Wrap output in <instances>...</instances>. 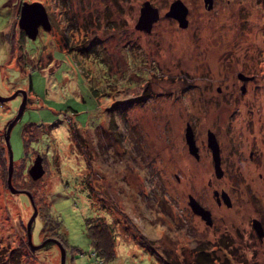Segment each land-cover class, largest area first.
I'll use <instances>...</instances> for the list:
<instances>
[{"label": "rangeland", "instance_id": "374dc122", "mask_svg": "<svg viewBox=\"0 0 264 264\" xmlns=\"http://www.w3.org/2000/svg\"><path fill=\"white\" fill-rule=\"evenodd\" d=\"M145 1L159 12L150 31L136 27ZM173 1L0 0V135L11 126L18 190L3 143L0 264H61V248L64 264H264L252 224L264 229V0H181L184 27L166 15ZM24 2L51 23L34 40ZM93 217L112 227V260H95Z\"/></svg>", "mask_w": 264, "mask_h": 264}, {"label": "water", "instance_id": "95a60500", "mask_svg": "<svg viewBox=\"0 0 264 264\" xmlns=\"http://www.w3.org/2000/svg\"><path fill=\"white\" fill-rule=\"evenodd\" d=\"M204 4L211 8L212 6V0H204ZM187 7L184 5V3L181 0H175L173 1L169 6V11L166 15L172 16L176 18L179 22V25L184 27L187 25ZM158 9L156 7H153L149 1H145L143 4V7L140 9V16L138 18L136 27L139 29H145L147 31H150L152 23L158 18ZM19 27L24 31L25 35L29 38L34 40L37 37V34L39 32V27L41 26L45 30L51 29V23L47 14V11L42 3L39 2H33V3H27L24 2L21 5L20 8V16H19ZM240 77H242L240 75ZM244 78V77H243ZM8 98H5L6 100ZM23 106H21V109ZM18 117V116H17ZM10 127L8 126L5 134V141L9 152V167H8V187L12 192H17L18 190L15 189L11 185V174H12V167H13V159H12V150L9 142V131ZM186 143L188 145V150L191 154H193L196 158L199 157L198 154V147L195 143L193 133L190 127H187L186 134H185ZM207 144L209 148H211L212 151V157L214 160V167H215V173L217 177L222 176L223 170L220 166V154H219V145L216 140L215 135L212 132H209L208 134V141ZM28 173L31 175L33 179H36L40 177L44 173V168L42 166V158L36 157L34 160L33 165L28 169ZM214 194L217 195L218 191H214ZM221 196L223 198V201L226 203L227 206L231 205V200L229 195L225 192H221ZM189 205L192 208L193 212L199 215L207 225H212V217L211 212L204 208L194 197L189 195ZM36 216V209H34V213L31 216L29 222H28V237L30 242V226L31 222ZM253 228L257 232L259 237L264 236V229L262 227V224L259 220L253 219L252 221ZM56 241V240H54ZM45 244V243H44ZM41 244L40 246H42ZM37 246V247H40ZM32 249H35L36 246H32ZM64 249L61 248V264H64Z\"/></svg>", "mask_w": 264, "mask_h": 264}, {"label": "trees", "instance_id": "16d2710c", "mask_svg": "<svg viewBox=\"0 0 264 264\" xmlns=\"http://www.w3.org/2000/svg\"><path fill=\"white\" fill-rule=\"evenodd\" d=\"M21 42L23 43L24 41L21 40ZM23 137H24V133H23ZM24 142L26 141L24 140ZM3 143L7 147L4 133L0 135V152H1V149H4L2 145ZM87 226H88L87 231H88V234L91 240L92 250L94 252L93 255L95 257V260L98 261L99 259L97 258L99 257L103 258L106 261L112 260L116 256L117 250H116V238L113 233L111 225H109L108 222H106L105 220L101 221V220H98V218L93 217L87 220ZM204 254H205V258H207L208 260L210 261L214 260L213 258L211 259L208 256L207 252L204 251Z\"/></svg>", "mask_w": 264, "mask_h": 264}, {"label": "flooded vegetation", "instance_id": "af4514ba", "mask_svg": "<svg viewBox=\"0 0 264 264\" xmlns=\"http://www.w3.org/2000/svg\"><path fill=\"white\" fill-rule=\"evenodd\" d=\"M42 27L40 26L39 27V30L41 29ZM243 78V77H242ZM244 80H246V79H244ZM220 90V89H219ZM187 127H190L191 128V130H192V133H193V137H194V140H195V136H194V131H193V129H192V127H191V125L187 122L186 123V126H185V134H186V129H187ZM185 134H184V136H185ZM185 141H186V139H185ZM195 143H196V140H195ZM198 147V146H197ZM214 191H218V190H213V192ZM189 197V196H188ZM214 197H215V202H216V204L219 206V207H221L222 206V204H224L225 202L223 201V198H222V196H221V194H217V195H215L214 194ZM225 205H226V203H225ZM203 206V205H202ZM227 206V205H226ZM231 206V205H230ZM230 206H227V207H230ZM204 207V206H203ZM204 208H206V207H204ZM207 209V208H206ZM212 225H213V220H212ZM212 225H210V226H212ZM263 238V237H262Z\"/></svg>", "mask_w": 264, "mask_h": 264}]
</instances>
